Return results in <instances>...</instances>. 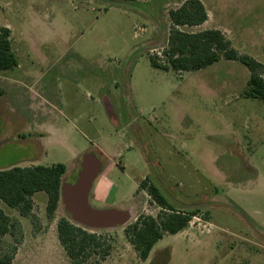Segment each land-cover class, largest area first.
Here are the masks:
<instances>
[{
    "label": "rangeland",
    "instance_id": "374dc122",
    "mask_svg": "<svg viewBox=\"0 0 264 264\" xmlns=\"http://www.w3.org/2000/svg\"><path fill=\"white\" fill-rule=\"evenodd\" d=\"M217 1L208 28L264 64V0ZM163 3L0 0V26L11 30L19 63L0 72V169L62 163L63 182L74 183L83 157L95 156L112 191L105 202L92 192L89 205L128 216L91 227L61 201L50 217L45 193L33 197L29 216L3 204L13 227L0 258L78 264L58 237L67 217L110 247L105 260L96 250L82 264H264V102L243 95L250 71L240 61L195 72L153 67L150 55L167 64L173 6L162 13ZM146 180L178 211L200 214L144 261L125 229L162 211Z\"/></svg>",
    "mask_w": 264,
    "mask_h": 264
},
{
    "label": "trees",
    "instance_id": "16d2710c",
    "mask_svg": "<svg viewBox=\"0 0 264 264\" xmlns=\"http://www.w3.org/2000/svg\"><path fill=\"white\" fill-rule=\"evenodd\" d=\"M136 2L138 0H124ZM172 30L168 46L163 50L167 64L150 55L153 67L162 70L173 69L176 72H195L207 68L222 59L240 61L250 71L248 89L243 93L246 98L264 102V64L249 55L240 54L230 39L219 29H207L199 32H186L181 27H197L208 20V12L200 0H187L182 6L169 11ZM11 30L0 26V72L19 66L11 40ZM4 92L0 89V96ZM67 166L59 163L52 166H14L0 169V240L12 229V221L3 204L19 210L21 215L29 216L32 212L33 197L45 193L48 198L47 211L52 217L61 203V189ZM142 187L153 202L161 207L157 217L140 216L136 222L125 229L126 236L146 261L154 246L166 234L177 235L185 230L200 211L180 212L171 205L167 197L154 184L142 182ZM58 237L68 256L78 264L86 262L93 251H98L105 260L110 255V247L104 245L105 239L96 233L76 226L70 218L63 217L57 224ZM99 249V250H98ZM13 255L0 258V264H11Z\"/></svg>",
    "mask_w": 264,
    "mask_h": 264
},
{
    "label": "water",
    "instance_id": "95a60500",
    "mask_svg": "<svg viewBox=\"0 0 264 264\" xmlns=\"http://www.w3.org/2000/svg\"><path fill=\"white\" fill-rule=\"evenodd\" d=\"M101 168V162L97 157L85 155L75 182L63 183L61 201L73 221L98 228L123 225L128 220L126 212L115 209L97 210L89 205V197Z\"/></svg>",
    "mask_w": 264,
    "mask_h": 264
},
{
    "label": "crops",
    "instance_id": "0c3cea01",
    "mask_svg": "<svg viewBox=\"0 0 264 264\" xmlns=\"http://www.w3.org/2000/svg\"><path fill=\"white\" fill-rule=\"evenodd\" d=\"M146 1L147 0H138L135 3L137 5H144L146 3ZM165 1H166V3H163L164 7H162V13L169 6H173L172 9L179 8L187 0H165ZM200 1L204 4V6L206 7L207 12H208V20L203 25L197 26V28L200 29L199 31H203V30L211 29V28H208V26H207L209 21H210V9L208 6L209 5H216L218 3V1L217 0H200ZM214 29H217V28H214ZM223 33L225 34V32H223ZM103 175H102V171H101L100 175L97 177V179L94 182L91 194H92V192H94L97 199H99L102 202H105L110 197V194L112 191V182L105 175L104 176Z\"/></svg>",
    "mask_w": 264,
    "mask_h": 264
}]
</instances>
